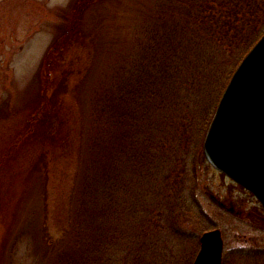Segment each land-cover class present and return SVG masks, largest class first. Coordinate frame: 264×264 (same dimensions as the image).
Masks as SVG:
<instances>
[{"label":"rangeland","instance_id":"rangeland-1","mask_svg":"<svg viewBox=\"0 0 264 264\" xmlns=\"http://www.w3.org/2000/svg\"><path fill=\"white\" fill-rule=\"evenodd\" d=\"M83 1L0 0V159L10 155L0 164V264H60L58 255L68 246L74 255L83 252L70 240L78 229L89 241L98 235L122 239L119 246L111 249L108 244L105 248L108 252L103 255L113 258L112 264H136L137 260L146 264L144 259H137L138 253L124 255L128 249L132 253L138 250L131 239H138L140 246L145 242L142 251L154 256L153 261L167 258L166 264H193L200 237L215 228L223 233V264H264L261 203L252 192L212 166L203 150L209 126L206 109L217 99L216 109L236 69L231 66L220 71L216 68V76L191 102L187 99L193 126L182 129L173 122L174 117L170 132L166 118L164 129L155 132L156 138L164 137L166 142L156 162L167 154L177 155L178 162L165 163L162 171H181L178 184L181 188L187 185L188 193L194 191L193 201L187 196L184 204L170 210L174 201L166 197L162 183L155 188L148 178L144 182L136 179L135 169L132 173L129 166L123 171L127 189L116 190L106 208L85 210L87 220H80L77 200L81 201L90 169L94 166L106 175L113 166L112 156L119 160L114 140L100 150V158L96 154L91 157L90 139L99 117L113 116L107 109L103 114L98 106L110 100L118 74L126 76L129 67L135 65L141 55L137 38L143 36L144 26L161 21L165 4L164 0H91L81 6ZM75 20L78 32L70 35ZM66 33L76 41L63 48L54 68L48 69L46 56ZM48 77L53 82L48 95L61 86L55 96L57 110L52 109L61 120L59 133L43 138L36 129L22 140L29 119L41 116L37 110ZM65 77L64 85L60 79ZM16 143L21 146L15 150ZM44 153L49 160L46 166ZM137 192L141 196L146 193L149 210L130 204ZM107 196L102 194L104 199ZM90 212L96 216L90 218ZM117 247L123 249L119 252ZM155 247L165 256L155 257Z\"/></svg>","mask_w":264,"mask_h":264},{"label":"trees","instance_id":"trees-1","mask_svg":"<svg viewBox=\"0 0 264 264\" xmlns=\"http://www.w3.org/2000/svg\"><path fill=\"white\" fill-rule=\"evenodd\" d=\"M90 1L84 0L81 6L88 5ZM164 2L165 4L162 5L164 16L161 21L155 26H144L143 36L137 38L139 45L137 50L141 55L136 58L135 65L129 67L126 76L122 73L118 74V79L112 86L110 100L106 99L101 107L98 106L103 114V110L107 109L106 111L112 112L113 116L109 119L99 117L95 125L97 129L90 139L91 157L96 154L100 158L103 153H99L100 150L104 149L109 140H114L116 151L119 150V160L112 156L113 166L106 175L97 171L94 166L90 169L83 183L84 192L81 201L77 200L79 203L77 206L80 208L79 218L82 222L87 220L84 215L85 210H93L95 207L104 209L106 202L109 205L114 199L110 196H115L116 190L127 189L128 181L124 180L127 175L125 176L123 171L129 166L133 170L132 173L135 169L136 179L144 182L145 178H148L155 188L162 183L166 197L174 201L169 207L170 210L184 204L188 200L187 196L190 198L188 201H193L194 191L188 193L187 185L181 188L178 184L177 180H182L181 171L173 169L168 172L162 171V165L165 163L178 162L177 155L167 154L165 158L156 162L166 142L164 137L156 138L155 132L160 131L158 130L160 127L164 129L166 118L170 120V124L167 125L170 132L174 117L176 120L173 122L177 121V125L182 129L193 126L189 116L190 110L186 105L187 99L191 102L197 92L208 84L211 77L213 79L216 76V68L220 71L231 66L234 70L246 52L264 33V0H164ZM78 28L75 20L69 29L70 35L76 34ZM68 34L58 38L48 52L45 59L48 69L54 68L56 58L60 57L58 55L62 54L63 48L76 41ZM134 42L136 43L135 39ZM76 43L79 44L78 40ZM232 69L228 73V78L233 72ZM60 80L64 85L66 84V77ZM52 83L48 77L45 96H42L43 101L37 110V115L41 114V116L35 118L32 116L29 119L28 130L22 140L36 129L42 133L43 138L58 135L61 120L52 109L57 110L58 97L55 96L60 94L61 86L58 90H54L52 95H48ZM215 102L206 109L209 115V118H206L208 124L214 114ZM160 116L165 118H159ZM40 126L41 128H37ZM21 143H16L14 149L21 146ZM9 157L10 155L2 157L0 164ZM43 161L46 166L48 164L46 161H49L48 154L44 153ZM103 193L108 194L109 198L104 199ZM161 193L164 196L162 190ZM133 199L134 201L130 202L132 206L135 203L136 207L149 210L146 207L148 206L146 193L141 196L137 192ZM156 207L157 205L154 208ZM92 214L93 212H90V218L96 216ZM94 223L100 227L99 221ZM95 231L100 233L97 229ZM75 232L78 233L70 240L73 239L75 248L80 247L79 251L83 250V252L74 255L73 249L68 246L65 249L67 251L58 255L60 264L88 262L112 264L113 258L103 255L108 252L105 248L108 244L111 245V249L119 246L122 239L119 240L117 235L111 237L113 239H106L103 236L101 238L98 235L94 240L89 241L88 236H85L81 229ZM138 242V239H131V243L138 250L132 253L128 249L124 255L138 253L137 259H144L146 264L167 263V258L164 262L153 261L154 256L142 251L145 242L141 246ZM128 244L132 247V244ZM101 249L105 252L101 253ZM154 249L157 252L154 253L155 257L165 256L164 253H159L162 251L159 247ZM63 255L65 258L62 257ZM67 255L71 256L67 257ZM136 264L143 263L137 260Z\"/></svg>","mask_w":264,"mask_h":264},{"label":"water","instance_id":"water-1","mask_svg":"<svg viewBox=\"0 0 264 264\" xmlns=\"http://www.w3.org/2000/svg\"><path fill=\"white\" fill-rule=\"evenodd\" d=\"M203 148L216 169L251 191L264 208V34L230 77ZM200 241L193 264H222L221 229L206 231Z\"/></svg>","mask_w":264,"mask_h":264}]
</instances>
